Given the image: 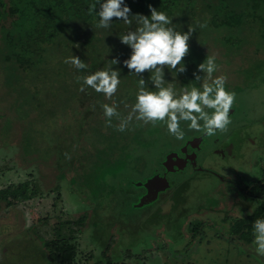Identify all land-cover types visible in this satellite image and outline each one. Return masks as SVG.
<instances>
[{"label": "trees", "instance_id": "trees-1", "mask_svg": "<svg viewBox=\"0 0 264 264\" xmlns=\"http://www.w3.org/2000/svg\"><path fill=\"white\" fill-rule=\"evenodd\" d=\"M100 2L106 0H0V59L7 64L8 70H12L13 81H21L20 71H31L36 66H44L47 71L42 72L39 81L46 85L51 83V86L57 82V91L59 87V91L61 88L65 92V98L57 102V116L62 128L59 133L57 129L56 138L57 164L55 162L54 166L58 174L62 172L61 176L58 175L57 182L69 178V181L72 180L80 186L81 195L85 196L89 195L88 187L94 185L95 188L104 189V196L123 194L128 198L131 194L124 190V186L117 189L115 183L125 177L122 173L125 168L140 170V165L136 163L140 156L137 153L145 152L142 143L147 139V127L133 117L126 131L120 132L116 129L121 119L127 118L132 112L139 90V78L150 82L151 85H146L148 90L156 89L150 80L151 73L145 72L137 77L123 66V61L131 58L132 49L119 38L128 31H135L138 25L135 21L128 25L114 18L108 29L97 28L99 17L95 14L89 15L88 9L96 4L98 12ZM125 5L131 8L130 16L143 14L150 18L151 6L166 13L173 21L170 26L177 31L187 32L189 26L195 28L189 40L190 54L184 61L187 67L184 77V73H171L165 67L167 82L169 78L176 85H180L178 82L184 84L192 81L190 77L193 70H197L207 56H212L215 57L217 68L223 69L218 65L223 58L224 65L235 67L237 74L242 73L248 80L256 79V82L252 81L253 85L264 83V0H125ZM200 24L207 26L201 28L198 26ZM71 56L79 57L91 71H78L64 63ZM113 59H119L120 63L112 64ZM109 69L118 70L121 81L112 99H106L104 94L96 93L90 87H86L83 93L79 92L78 96L74 95L76 75H81L79 85L82 86L83 77ZM164 86H168L167 83ZM113 101L118 105L120 118L113 117L112 126L108 127L102 106H112ZM68 125L70 128L66 131ZM258 125L264 127L260 120ZM94 136L98 138L94 139ZM126 175L129 177V174ZM126 180L128 184L135 179L129 177ZM24 185L26 188L23 189ZM27 187L29 185L25 182L11 184L7 189L11 190L7 199L0 193L3 206L9 207L24 199L28 192ZM239 189L242 194H248L251 198L248 201L237 200L236 204H240L244 211L252 212L245 218L236 219V240L250 243L254 238V221L264 220V181L256 187L257 192L255 186H239ZM3 191L5 190H0ZM52 191L51 188L45 196H49ZM58 197H61L60 192L57 199ZM95 201L96 204H89V199L82 203L79 211L84 213L78 221L58 223L54 238H42L41 251L45 264H78L79 250L75 238L60 234L64 225L75 224L85 228L89 219L87 213L95 215L100 209L97 200ZM229 215L227 212L226 216ZM50 220L49 217H33L32 225L35 228L44 222L48 225ZM206 225L203 222L191 225L188 247L203 236ZM37 241L40 243L39 238Z\"/></svg>", "mask_w": 264, "mask_h": 264}, {"label": "rangeland", "instance_id": "rangeland-1", "mask_svg": "<svg viewBox=\"0 0 264 264\" xmlns=\"http://www.w3.org/2000/svg\"><path fill=\"white\" fill-rule=\"evenodd\" d=\"M220 62L218 65L223 69L217 68L213 73L214 78L226 76V89L236 93L232 108L234 114L230 117L232 123L228 126L227 132L233 128L234 130L245 128L246 124L250 129L262 130L263 127L258 125V120L262 123L264 121V83L259 81V85H253L252 81L256 82V79L248 80L242 73L237 74L235 67L224 65L223 58ZM36 68L31 71H20L21 81H13L12 70H8L7 64L0 59V190H5L0 193L7 199L11 191L7 189L11 184L25 182L27 186L29 185L25 198L18 203L7 207L3 206V200H0V264H45L41 251L42 238H54L60 222L78 221L84 213L79 209L82 203L88 202V199L89 204L91 202L96 204L97 200V204L100 205L98 214L93 215L85 211L87 219L89 218L85 228L82 229L75 224L64 225L60 234L75 238L79 250L78 264L120 263L126 260L131 264L151 262L160 264L161 250L170 253L175 250L177 254H182L184 248L189 251L195 245L193 243L188 247L191 225L202 222L207 224L204 228L211 226L220 236L236 240L234 228L236 217L243 218L241 206L236 204V201L242 200L246 195L241 193L239 186L245 187L247 183L251 187L255 186L257 192L256 187L262 180L264 181V156L259 154L263 150L258 149V146L248 148L244 156L229 162L232 167L238 168L239 176L230 175L231 180L238 182V185H233L228 180L225 184L219 182L217 178H210L214 177L212 175L208 177L204 173H198L191 182L190 192L187 191L186 209L174 210L160 220L147 219L144 216L146 208L135 207L133 201H136L135 196L133 199L125 198L123 194L104 196V189L95 188L94 185L90 187L87 185L89 195L85 196L81 195L80 186L74 184L72 180L69 181V178L57 182V177L62 175V172L58 174L54 166L55 162L57 164V129L58 133L62 131L57 116V102L65 98V92L61 91V88L59 91V87L57 91V82H54L53 86L51 83L46 85L40 82L39 79L47 70L44 66ZM87 71L91 69L83 70ZM194 72L197 70L192 72L190 77L192 81L184 84L178 82L180 85H176L169 78L168 82L173 84L178 94L190 83H195V86L202 90L201 83L195 82ZM184 75L185 73L182 77ZM199 75L202 76V73ZM76 76L73 90L74 95L78 96L81 75ZM55 77L57 80V76ZM146 83L151 85L150 82ZM188 123L190 122H181V129L185 133L183 140H177L170 135L163 122H158L155 127L151 123L145 125L147 139L146 144L142 143L145 152L137 153L140 156L136 163L140 165V170L125 168L124 172L122 171L125 177L119 183H115L117 189L124 186V190L138 195L140 188L128 185L126 178L142 181L150 177L167 153L189 137L202 133L189 130ZM69 128L68 125L66 131ZM97 138L94 136V139ZM126 174H129V177ZM194 175L189 171L180 174L181 179ZM51 188L53 191L49 196H45ZM59 192L61 197L57 199ZM99 195L102 197H97ZM94 196L96 197L93 198ZM227 212L230 214L228 217ZM33 217L36 219L49 217L51 220L48 225L44 222L35 228L32 225ZM207 236V239L202 237L201 240L212 242L213 239ZM253 241L254 238L250 243L237 240L235 242L241 251L245 249L247 252L248 262L255 259L259 264H264V256L257 254Z\"/></svg>", "mask_w": 264, "mask_h": 264}, {"label": "clouds", "instance_id": "clouds-1", "mask_svg": "<svg viewBox=\"0 0 264 264\" xmlns=\"http://www.w3.org/2000/svg\"><path fill=\"white\" fill-rule=\"evenodd\" d=\"M149 10L150 18L143 14L130 16L131 8L125 5V0L100 2L98 12L96 4H92L88 9L89 15L95 14L99 17L97 28L108 29L114 18L128 25L135 21L138 25L135 31H128L119 38L132 49L131 58L124 60L123 66L137 77L145 72L151 73L150 80L156 89L148 90L146 81L139 78V90L132 112L127 118L121 119L116 130L126 131L128 124L135 117L137 121H142L145 125L151 123L154 127L158 122H163L168 133L177 140H183L185 136L181 122H190L189 130L203 132L209 137L216 135L217 131L227 132L232 123L230 110L233 108L236 93L226 89V76L213 78V73L217 70L215 57L207 56L198 66L197 72L193 73L195 82L201 83L202 90L196 87L195 83H190L178 94L173 84L165 80L164 69L167 67L171 73H186L184 61L190 54L189 40L195 28L189 26L187 32L177 31L175 27L170 26L173 21L166 13L151 6ZM198 26L204 28L207 25ZM64 63L70 64L78 71L87 68V64L77 56L65 59ZM111 63L118 65L120 61L113 59ZM82 80L80 92L83 93L86 87H90L96 93L104 94L106 99H112L121 83L120 72L113 69L96 71ZM166 83L168 86L165 87ZM117 107L115 101L112 106H102L104 117L107 118L106 126H112L113 117L120 118ZM253 235L257 254L264 256V220L254 221Z\"/></svg>", "mask_w": 264, "mask_h": 264}, {"label": "flooded vegetation", "instance_id": "flooded-vegetation-1", "mask_svg": "<svg viewBox=\"0 0 264 264\" xmlns=\"http://www.w3.org/2000/svg\"><path fill=\"white\" fill-rule=\"evenodd\" d=\"M233 114H231L230 117H232ZM262 124L264 125V121ZM263 128L262 130H260L259 128L255 130L250 129L247 127V125H245V128L242 127L235 130L233 128L231 131L227 132V134H222V132L217 131L216 135L211 137L207 135L204 136L205 134L202 132L189 137L180 146H176L172 152L179 153V159L173 157V160L170 161L168 164L169 170L173 171L167 174V177L172 186L165 192L160 193L159 198L156 202L145 206L146 211H144V216L147 219L153 216L163 205H165L166 201H168V199L172 197L173 194H176L177 191L180 189L182 191L184 202L178 203L176 208H174L170 213H172L174 210L178 211L181 208L186 209V207H188V205L186 204L188 201V192H190L189 190L191 188V182L194 181V178H196L198 173H204L208 177L212 175L214 177L210 178H217L219 182L225 184V181L228 180L231 181L233 185H238V182L232 181L230 178V175L234 176L235 174L239 173L238 168L232 167L229 162H233V160H238L241 156L245 155L248 148H252L254 146H258V149L263 150L259 154L264 156ZM198 136H204V140L202 141V143L198 145L196 149H194L192 145H189L186 148L185 152L182 153L181 148L184 146V144L189 139ZM165 156L163 161L165 160ZM202 156L207 158H203ZM204 159H208V161L206 162ZM163 161L160 163L159 167L155 170L152 175H164L166 173L167 169L162 165ZM187 171L193 172L195 175L191 177H184L181 179L180 174L187 173ZM239 175L240 174H237V176ZM246 186L249 185H247L246 183L245 187ZM139 190L140 192L138 195H136L134 192L130 193L131 199H133V196H135L136 201L133 200L135 203L138 201L139 197L146 192L144 188H140ZM249 198L251 197L246 194L243 196L242 200L248 201L247 199ZM241 209L243 211L244 218L251 212V210L244 211L242 207Z\"/></svg>", "mask_w": 264, "mask_h": 264}, {"label": "crops", "instance_id": "crops-1", "mask_svg": "<svg viewBox=\"0 0 264 264\" xmlns=\"http://www.w3.org/2000/svg\"><path fill=\"white\" fill-rule=\"evenodd\" d=\"M210 227L204 229L203 236L195 242L189 251L183 249L182 254L176 253L175 250L170 253L168 251L161 250L162 259L160 264H259L255 259L248 262V254L240 250L239 245L233 241L228 240L225 237ZM213 239L212 242L207 239L208 236ZM207 236V237H206ZM204 237L202 240L201 238ZM201 240V241H200ZM225 244V245H223ZM244 248V247H243ZM186 251V252H185ZM178 255V257H176ZM120 264H131L123 261ZM137 264H158L156 263H137Z\"/></svg>", "mask_w": 264, "mask_h": 264}, {"label": "water", "instance_id": "water-1", "mask_svg": "<svg viewBox=\"0 0 264 264\" xmlns=\"http://www.w3.org/2000/svg\"><path fill=\"white\" fill-rule=\"evenodd\" d=\"M233 113H234V109H231L230 115ZM204 136H198L189 139L181 148V152L182 153L185 152L186 148L189 145H192V147L196 149V147L200 145L204 140L203 139ZM173 157L179 159V153L171 151L166 154L165 160L162 163V165L167 169L164 175L154 174L150 177L145 178L142 181L132 180L128 182L129 185H134L137 188H144L146 190V192L143 195H141L138 201L135 203L136 208H142L150 204H153L158 200L160 193L165 192L167 189H169L172 186L167 177V174L169 172H173L169 170V166H168L169 162L173 160ZM183 202L184 199L182 196V191L180 189L177 191L176 194H173L172 197H170L168 201H166L165 205H163L153 216L149 217V219L159 220L163 216L170 214V212L174 208H176L178 203H183Z\"/></svg>", "mask_w": 264, "mask_h": 264}]
</instances>
